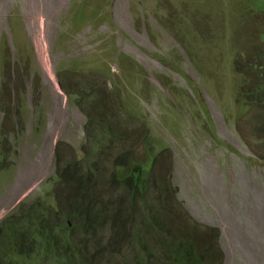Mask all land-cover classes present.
<instances>
[{
	"label": "rangeland",
	"instance_id": "1",
	"mask_svg": "<svg viewBox=\"0 0 264 264\" xmlns=\"http://www.w3.org/2000/svg\"><path fill=\"white\" fill-rule=\"evenodd\" d=\"M61 78L95 84L101 110ZM95 120L121 138L101 139ZM143 135L149 214L179 225L165 241L191 233L214 245V264H264V0H0V221L23 200H46L54 218L85 192L110 194L114 167L145 161ZM85 155L95 183L54 185L58 163L74 177ZM148 209L128 211V231L110 218L74 226L90 264H133V226L151 247L165 235Z\"/></svg>",
	"mask_w": 264,
	"mask_h": 264
},
{
	"label": "trees",
	"instance_id": "2",
	"mask_svg": "<svg viewBox=\"0 0 264 264\" xmlns=\"http://www.w3.org/2000/svg\"><path fill=\"white\" fill-rule=\"evenodd\" d=\"M60 80H62V86L70 98L75 96L77 105L83 109L86 108V104L91 107L96 105L100 109L103 100L100 99L95 84L89 83L86 85L84 83L82 87L72 89L70 84L63 81V78ZM118 96L121 98L120 93ZM96 123H100L101 139H110V141L116 143L121 138L118 135L114 137V134L111 133L114 129L111 122L101 124V121L95 120ZM87 126L89 125H84L86 133H88ZM140 141L145 146V161H139L135 156V158L128 159L129 162L127 161L126 167H114V174L112 175L114 178L111 179L110 194L105 193L103 195L101 190L97 192L93 190L91 193L84 191L88 195L87 198L82 199L80 198L81 195L75 197V213L71 211L67 215L65 213L58 214L52 218V214H57V211L54 210L51 203H46V200L21 201L12 213H8V216L0 221V264H26L23 260H26L28 264H33L32 262L39 264V260L46 261L47 264H90L84 250L83 241L74 236V226L83 228L82 224L85 222L94 227L101 221L105 224V220L110 218L117 221L123 231L124 229L129 230L130 226L127 225L128 211L135 210L137 206L149 208L147 210L149 229H152L153 232L166 229V233L163 236L156 235L151 247L147 244V237L143 235L145 227L133 226L134 230L130 231H134V233H128L133 239L131 246L132 259L135 261L133 264H145L142 257L144 254L153 258L151 264H214V245L209 244L206 247H200V241L195 240V237L190 235L191 233H185L180 237L176 235L170 238L167 237L165 241L166 234H170L168 230L177 228L179 225L169 226L163 218L157 217L153 213L149 214L151 207L148 206L144 194L153 188L152 185L149 186V181L152 177L150 166H152L155 156L147 166V151L149 153L150 144L146 142V135L140 136ZM57 147H59L58 144L56 149ZM93 150L94 152L99 151L96 146ZM87 156L85 155L84 158L86 165L79 167L74 177L73 172H70L62 164L56 163L58 177L54 185L56 183L58 187L65 186L67 189L80 192L81 190H77V188L83 184L95 183V167L93 163L87 160ZM60 166L64 169L62 173ZM74 179H76L77 185L71 188L69 181ZM113 182L120 183L129 191L130 196L126 197V202L110 196L113 194V186L116 184H113ZM109 199H114L116 203L112 205ZM86 201L88 212L84 211ZM102 215L105 217L101 218ZM99 218L100 220H98ZM158 248L162 250L159 255L157 254Z\"/></svg>",
	"mask_w": 264,
	"mask_h": 264
},
{
	"label": "clouds",
	"instance_id": "3",
	"mask_svg": "<svg viewBox=\"0 0 264 264\" xmlns=\"http://www.w3.org/2000/svg\"><path fill=\"white\" fill-rule=\"evenodd\" d=\"M55 148H56V146H55ZM55 181H56V180H55ZM55 181H54V182H55Z\"/></svg>",
	"mask_w": 264,
	"mask_h": 264
},
{
	"label": "bare ground",
	"instance_id": "4",
	"mask_svg": "<svg viewBox=\"0 0 264 264\" xmlns=\"http://www.w3.org/2000/svg\"><path fill=\"white\" fill-rule=\"evenodd\" d=\"M48 66V65H47Z\"/></svg>",
	"mask_w": 264,
	"mask_h": 264
}]
</instances>
